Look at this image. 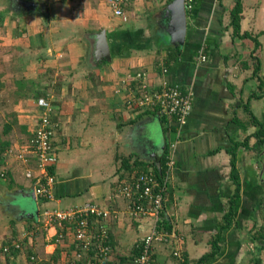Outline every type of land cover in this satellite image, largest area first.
<instances>
[{
  "label": "crops",
  "instance_id": "crops-1",
  "mask_svg": "<svg viewBox=\"0 0 264 264\" xmlns=\"http://www.w3.org/2000/svg\"><path fill=\"white\" fill-rule=\"evenodd\" d=\"M25 1L0 0V137L11 149L0 165V239L26 245L13 256L0 254V264H26L27 250L42 264L74 257L71 229L57 241L54 230L38 227L37 213L86 202L110 210L111 258L130 263L152 220L132 218L130 200L117 188L139 170L154 171L176 136L175 119L157 107L126 105L123 81L137 71H146L154 87L165 82L193 93L162 210L171 235L154 245L152 264H194L209 250L235 189L234 169V220L204 264H264V0H240V35L230 23L239 0H195L181 53L169 63L166 51L175 46L165 33L169 0H127L123 15L114 13L112 0ZM102 33L108 57L98 49ZM43 96L54 125L55 198L34 200V212V181L26 171L36 173V160L30 155L24 163L17 153L33 136ZM5 124L11 129L1 134Z\"/></svg>",
  "mask_w": 264,
  "mask_h": 264
},
{
  "label": "built area",
  "instance_id": "built-area-1",
  "mask_svg": "<svg viewBox=\"0 0 264 264\" xmlns=\"http://www.w3.org/2000/svg\"><path fill=\"white\" fill-rule=\"evenodd\" d=\"M127 0H112L114 13L123 15L122 4ZM184 9L191 11L195 0H183ZM125 19L126 17L123 16ZM199 61L204 62L206 56L201 50L198 55ZM166 71V68L163 69ZM122 90L125 92L124 100L132 109L145 110L151 107L164 112L167 116L175 119V138L168 145V153L165 161V170L162 174V183L159 184L153 171L139 173L132 181L120 185L118 193L130 200L129 214L132 218L150 216L152 220L151 229L137 244L138 252L129 264H152V253L155 243L166 242L171 235L165 228L160 227L158 221L161 219L165 203L166 185L170 180L175 166L174 149L182 126L186 123L191 111L193 93L191 89H184L178 85L162 83L154 87L148 81L146 71H137L126 81H123ZM37 105L42 113L29 142L20 147L17 157L24 163L28 162L30 155L36 160V173L30 169L26 171L27 177H33L34 185L32 193L37 201L53 200V189L55 178L49 172L47 166L57 162L51 139L53 135V123L50 119V101L46 97H38ZM11 151L7 149V153ZM110 215V210L103 208L94 202H86L79 206L65 209L46 207L37 213V221L45 229L54 230L56 240L63 237V229L70 228L74 242L78 249L74 257L60 264H109L112 246L109 243V229L105 218ZM20 239H0V251L9 253L12 249H21ZM23 249V248H22ZM177 250L173 252L176 254ZM178 255V254H176ZM34 260L33 255L30 256ZM38 258V257H36Z\"/></svg>",
  "mask_w": 264,
  "mask_h": 264
},
{
  "label": "trees",
  "instance_id": "trees-1",
  "mask_svg": "<svg viewBox=\"0 0 264 264\" xmlns=\"http://www.w3.org/2000/svg\"><path fill=\"white\" fill-rule=\"evenodd\" d=\"M241 12H242V5H241V1L239 0L238 2H236V4L234 5V8L232 9V17H231L230 23H231V26L233 28V35H235V34L240 35L239 31H240ZM180 50L181 49H180L179 46H174V47L170 46L169 49L166 51V55H167L166 56V62L169 63V62H173L174 60H176V58L181 53ZM253 58H254L253 61L255 63V72L254 73L256 74L259 71V60H258L257 57H253ZM126 105H127V103H126ZM146 110L147 109H145L144 111H146ZM252 118H253V121H254V117L253 116H252ZM10 129H11V125L10 124H5L3 126V128H2V130H1V134H6L7 132L10 131ZM169 129H170V127L168 125L166 127H164L165 133H167ZM8 146H10V142L7 141V140H2V138L0 137V165H2L3 162H4L6 151L9 148ZM167 153H168V146L166 145L159 163L157 164V166H155L153 168V170H154L153 172L156 174V178L158 179L157 181L159 182V184L162 183L161 177H162V174H163V172L165 170V161H166ZM35 164H36V162H35ZM54 166H55V164L48 165L47 168H48L49 172L54 176V178L56 180V177H55V174H54ZM123 166L126 167L129 170L130 169L132 170V168H133L130 164H127L126 160L123 162ZM142 172H145V171L139 170V172L136 174V176L139 173H142ZM232 173L234 175L233 176V183H234L235 189H234V192L232 193V195H231V197H230V199L228 201L227 210L224 212V215H223L224 216L223 217L224 222L217 227L216 233L212 236V238L210 240V248H209V250L206 253L202 254L199 258H197L194 261V264H204V263H206V262H208V261H210V260H212L214 258V256L217 254V252L220 249L219 240H220V235H221L222 230L225 227L230 226L232 224L233 220H234L235 199L239 195V180L236 177L235 169L232 171ZM0 174H1V176L3 175V173H0ZM132 180H134V179L132 178L131 181ZM39 201H44V200L40 199ZM163 215H164V213L162 212L161 219L158 221V224L162 228H165V227L167 228V226H169V224L167 223L165 218H162ZM39 224H41V223H39ZM11 239H13V238H11ZM11 239H6V242L11 240ZM15 239H18V238H15ZM251 239L252 240L254 239V234L252 235ZM108 241H109V243L112 246L113 241H112L110 233H109V240ZM24 245H25L24 241H22L21 249L23 247L25 248ZM73 245H75V248L78 249V244L73 242ZM111 249L113 251V246H112ZM18 251H20V249L17 248V249H12L9 253H2L0 251V254H3L5 257H8V256H13V254H15L14 252H18ZM112 251L110 253V259L108 260L109 264H115V262L111 258ZM135 251L137 253L138 252V248H136ZM30 252H31V250H27L26 253H27V259H28V261H30L31 264H42L43 263V262H41V260L36 258L37 256L34 253L31 254V255H33L35 257V259L31 260V258H30L31 255L30 254L28 255V253H30ZM57 253H58V251H57ZM152 257H153V253H152ZM178 264H187V263H186V260H184V261L179 262ZM253 264H255L254 261H253Z\"/></svg>",
  "mask_w": 264,
  "mask_h": 264
},
{
  "label": "water",
  "instance_id": "water-1",
  "mask_svg": "<svg viewBox=\"0 0 264 264\" xmlns=\"http://www.w3.org/2000/svg\"><path fill=\"white\" fill-rule=\"evenodd\" d=\"M18 1L25 5L29 4V2L25 0ZM164 13L167 16L165 33L168 36V40L171 44L181 48L185 39L187 19L186 11L184 9V1L170 0L164 8ZM97 44L100 54L108 57L109 48L103 33L99 35Z\"/></svg>",
  "mask_w": 264,
  "mask_h": 264
},
{
  "label": "rangeland",
  "instance_id": "rangeland-1",
  "mask_svg": "<svg viewBox=\"0 0 264 264\" xmlns=\"http://www.w3.org/2000/svg\"><path fill=\"white\" fill-rule=\"evenodd\" d=\"M5 107H6V109L8 108V106H6L5 105ZM19 196V195H18ZM20 197V196H19ZM18 199H21V198H18ZM35 199H30V204H31V207H30V209L31 210H33L34 212H35V201H34ZM24 203L27 205V201H24ZM37 226V225H36ZM38 227H41L42 228V230L44 231V232H46V230H45V227L43 226V225H39ZM36 228V227H35ZM51 230H53V229H51ZM39 234H41V232L39 233ZM30 235V234H29ZM31 236V235H30ZM39 237V236H38ZM155 244H157V243H155ZM159 244V243H158ZM24 246H26V245H24ZM23 249H24V247H23ZM37 251V250H36ZM25 257V256H24ZM25 259H26V257H25ZM27 261V260H26ZM26 264H31L30 262H28L27 261V263Z\"/></svg>",
  "mask_w": 264,
  "mask_h": 264
}]
</instances>
